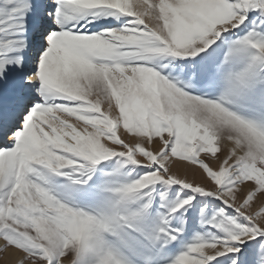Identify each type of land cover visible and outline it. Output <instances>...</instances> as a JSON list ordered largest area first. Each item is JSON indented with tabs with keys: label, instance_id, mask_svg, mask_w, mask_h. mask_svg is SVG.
Instances as JSON below:
<instances>
[{
	"label": "snow or ice",
	"instance_id": "obj_1",
	"mask_svg": "<svg viewBox=\"0 0 264 264\" xmlns=\"http://www.w3.org/2000/svg\"><path fill=\"white\" fill-rule=\"evenodd\" d=\"M0 241L264 264V0H0Z\"/></svg>",
	"mask_w": 264,
	"mask_h": 264
},
{
	"label": "rangeland",
	"instance_id": "obj_2",
	"mask_svg": "<svg viewBox=\"0 0 264 264\" xmlns=\"http://www.w3.org/2000/svg\"><path fill=\"white\" fill-rule=\"evenodd\" d=\"M189 178L191 179L192 177H189ZM197 179H199V177H197ZM0 264H4V261L2 258H0Z\"/></svg>",
	"mask_w": 264,
	"mask_h": 264
},
{
	"label": "bare ground",
	"instance_id": "obj_3",
	"mask_svg": "<svg viewBox=\"0 0 264 264\" xmlns=\"http://www.w3.org/2000/svg\"><path fill=\"white\" fill-rule=\"evenodd\" d=\"M3 246V242L2 241H0V247H2Z\"/></svg>",
	"mask_w": 264,
	"mask_h": 264
}]
</instances>
